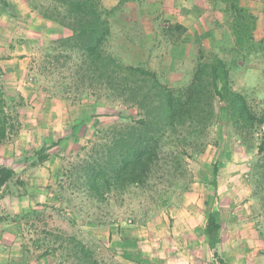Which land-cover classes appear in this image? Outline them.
<instances>
[{
	"label": "rangeland",
	"instance_id": "obj_1",
	"mask_svg": "<svg viewBox=\"0 0 264 264\" xmlns=\"http://www.w3.org/2000/svg\"><path fill=\"white\" fill-rule=\"evenodd\" d=\"M118 1L103 3L113 7ZM11 2L14 9L0 4V91L14 126L0 144V165L15 174L0 187V264H76L56 235L82 241L99 264H137L114 245L121 238L133 241L129 250L150 257L151 264H222L204 234L209 208L222 210L219 250L225 264H264V210L251 176L256 147L253 141L252 147L243 144L228 126L214 123L203 151L185 158L184 175L172 182L153 181L104 201L79 187L76 165L87 156L90 140L106 136L125 104L105 91L92 96L77 74L76 55L68 63L48 55L64 29L27 0ZM229 3L133 0L110 18L106 50L126 64L156 71L174 88L191 82L200 48L216 52L230 66L234 88L261 111L264 0H237L255 17L254 49L235 44ZM223 107L217 102L220 116ZM42 146L49 158L32 165L33 151Z\"/></svg>",
	"mask_w": 264,
	"mask_h": 264
},
{
	"label": "trees",
	"instance_id": "obj_2",
	"mask_svg": "<svg viewBox=\"0 0 264 264\" xmlns=\"http://www.w3.org/2000/svg\"><path fill=\"white\" fill-rule=\"evenodd\" d=\"M131 1L119 0L117 5L107 7L103 0H27L33 11L66 32L52 41L48 55L56 63H68L76 55V71L88 92L97 98L99 92L105 91L125 104L114 114L117 122L107 129L106 136L99 141L90 140L87 156L76 165L79 187L93 199L104 201L111 195L123 198L133 187H151L153 181L172 182L184 175L185 158L203 151L209 130L217 122L233 129L248 147L253 141L256 159L251 176L264 210V108L257 111L247 96L234 88L231 68L216 52L207 54L200 48L191 82L178 88L164 83L156 71L126 64L108 52L105 46L111 35L110 18ZM0 4L14 9L6 0H0ZM229 4L233 9L235 44L254 49V15L237 5V0H230ZM217 102L224 106L221 116L216 111ZM5 105L0 91V144L14 126ZM79 127L76 124L73 130ZM33 155L32 165L49 158L45 146L35 149ZM220 158L219 155L214 161L215 176ZM14 174L13 167L0 165V187ZM222 227V210L209 208L204 234L214 257L225 264L219 250ZM55 237L76 264H99L93 250L76 237ZM133 244L121 238L114 245L120 248L123 258L151 264L150 257L129 250Z\"/></svg>",
	"mask_w": 264,
	"mask_h": 264
},
{
	"label": "crops",
	"instance_id": "obj_3",
	"mask_svg": "<svg viewBox=\"0 0 264 264\" xmlns=\"http://www.w3.org/2000/svg\"><path fill=\"white\" fill-rule=\"evenodd\" d=\"M8 2H9V4H13L12 2H11V0H7Z\"/></svg>",
	"mask_w": 264,
	"mask_h": 264
}]
</instances>
